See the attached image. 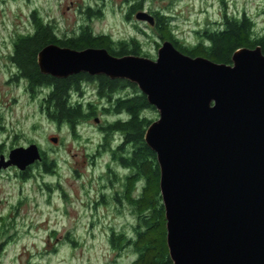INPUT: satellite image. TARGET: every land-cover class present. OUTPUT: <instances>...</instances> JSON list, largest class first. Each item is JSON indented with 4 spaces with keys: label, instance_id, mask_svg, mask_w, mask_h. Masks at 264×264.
<instances>
[{
    "label": "water",
    "instance_id": "water-1",
    "mask_svg": "<svg viewBox=\"0 0 264 264\" xmlns=\"http://www.w3.org/2000/svg\"><path fill=\"white\" fill-rule=\"evenodd\" d=\"M136 19L154 27L144 11ZM42 74L79 73L137 85L157 113L145 132L156 154L173 264H264V53L242 48L232 64L191 57L164 41L157 58L106 49L43 48ZM57 143V138H52ZM42 161L32 144L0 156V170Z\"/></svg>",
    "mask_w": 264,
    "mask_h": 264
},
{
    "label": "rangeland",
    "instance_id": "rangeland-1",
    "mask_svg": "<svg viewBox=\"0 0 264 264\" xmlns=\"http://www.w3.org/2000/svg\"><path fill=\"white\" fill-rule=\"evenodd\" d=\"M137 1L0 0V156L8 159L13 149L36 144L58 165L57 173L50 175L34 164L27 180L16 167L0 170V264H130L136 259L132 249L118 253L110 244L113 229L132 236L136 226L131 207L114 200L128 171L110 152L94 158L101 137L95 120L77 129L79 137L68 125L52 122L26 82L13 81L17 71L9 55L16 33L32 29L31 13L37 11L61 35L90 25L96 35L137 38L145 53L156 59L157 42L163 41L154 27L136 19L142 11L132 15V22L127 19ZM144 1V12L169 13L179 39L192 44L198 41L195 31L215 27L224 11L245 12L257 31L264 30V0H224L225 5L222 0ZM88 6L100 10L101 18L89 20ZM145 116L154 121L159 117L154 110L145 111ZM97 119L105 123L111 117Z\"/></svg>",
    "mask_w": 264,
    "mask_h": 264
},
{
    "label": "trees",
    "instance_id": "trees-1",
    "mask_svg": "<svg viewBox=\"0 0 264 264\" xmlns=\"http://www.w3.org/2000/svg\"><path fill=\"white\" fill-rule=\"evenodd\" d=\"M222 1L225 5V1ZM144 2L138 0L131 6L127 17L130 18L133 14L145 10ZM86 10L89 20L93 17L101 18L100 10H93L91 6ZM150 13L157 19L154 29L160 41H171L178 50L188 56L204 57L215 63L231 65L233 54L239 49L261 47L264 53V30L257 31L256 22L245 12L231 15L224 11L215 27H205L195 31L198 37L195 44L179 39L169 13L160 11H150ZM31 21L32 29L24 33H16L13 40V51L9 55V60L17 71L13 81H25L31 94L41 98V107L47 117L57 125H68L75 136L79 137L76 134L78 125L96 114V108L83 111L81 106H74L70 99L73 92L79 91L80 81L84 75L60 79L42 74L37 62L39 52L48 45H57L79 51L88 48L106 49L116 57L136 55L150 58L151 56L145 53L137 38L115 40L110 35H96L90 25H83L78 32L75 31L70 35L66 33L61 35L55 26L43 20L36 11L32 13ZM160 46L161 44L157 42L158 49ZM99 79L102 82L101 90L104 95L122 87H132L137 91L136 99L119 102L114 110L115 113H120L121 110L130 113L131 120L124 124H110L105 130L104 151L110 152L113 161L128 170L122 181L123 190L116 193L114 200L120 204H127L136 216L133 235L129 236L124 231L117 232L113 229L110 244L118 253L132 249L136 259L130 264H173L167 245L165 208L160 193V169L156 154L144 139L147 128L154 122L145 116V111H156V109L149 104L147 97L139 91L137 85L127 80H111L103 75ZM117 134L125 135V143L119 149L112 147ZM123 150L126 154L122 152ZM41 154L42 161L39 162L41 164L37 162L34 167L42 165L45 173L50 175L57 173L56 160L49 159L44 152ZM32 169L33 166L25 171L27 174L23 176V180L31 177ZM109 173L117 178L116 172L111 168ZM56 234L54 231L51 233L53 237H56ZM69 240L76 244L75 241Z\"/></svg>",
    "mask_w": 264,
    "mask_h": 264
},
{
    "label": "flooded vegetation",
    "instance_id": "flooded-vegetation-1",
    "mask_svg": "<svg viewBox=\"0 0 264 264\" xmlns=\"http://www.w3.org/2000/svg\"><path fill=\"white\" fill-rule=\"evenodd\" d=\"M152 15L154 16V14ZM127 19L132 22V17L130 18L127 17ZM156 23H157V19H156ZM156 23L154 25V28L156 26ZM81 75H84V76L81 78L79 91L73 92L72 95L70 96V99L72 100V104L74 106H81L83 111L87 112L90 108H96V114L91 119L95 120V122L97 123L98 130H99L98 133L99 135H101L100 140L98 141L97 150L94 154L95 156L94 158H97V155H100L101 152L104 151L103 145H105L106 128H108L110 124L112 125L115 123H121V124L128 123L132 118V115L130 113L124 112V110H121L120 113H115L114 110L115 108H117V103L125 102L131 99H136L137 91L133 89L132 87H126V88L122 87L119 90H116L112 93H108L104 95L101 90L102 82L99 79L100 76H91L88 73H79V74L72 75L68 78H71L74 76L79 77ZM115 80H122V79H115ZM100 113L102 114L99 115ZM98 116L100 117L103 116V117H108V118L111 117V120H107L105 123H103L101 119H97ZM91 119H89L88 121H90ZM88 121L78 125V127L76 128V131L78 128H80L82 125H84ZM119 135H120L119 140L115 138L112 142V147H115L116 149H119L125 143V135L124 134H119ZM122 152L125 153L124 150ZM41 153H43L42 150H41ZM26 174L27 172L21 173L22 178Z\"/></svg>",
    "mask_w": 264,
    "mask_h": 264
}]
</instances>
